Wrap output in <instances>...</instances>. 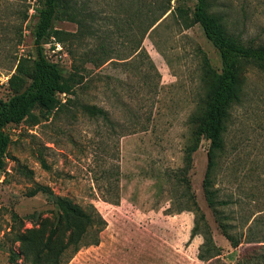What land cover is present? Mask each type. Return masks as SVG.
I'll return each instance as SVG.
<instances>
[{
  "label": "rangeland",
  "instance_id": "rangeland-1",
  "mask_svg": "<svg viewBox=\"0 0 264 264\" xmlns=\"http://www.w3.org/2000/svg\"><path fill=\"white\" fill-rule=\"evenodd\" d=\"M33 1L26 0L30 17L19 54L33 52ZM211 1L229 31L243 41L264 44V0ZM71 2L95 14L98 33L87 41L89 46L111 43L115 53L127 59H111L94 69L87 65L90 73L75 90L81 103L106 110L109 122L76 108L34 126L21 122L7 128L11 142L0 172V264H24L19 235L30 232L32 244L44 241L57 217L54 197L82 208L92 204L105 221L98 244L81 248L67 264H201L196 258L201 238L189 240L193 205L204 215L221 264H234L245 247L260 244L264 230V72L243 73L241 99L229 110L223 147L214 151L209 174L218 199L231 205L241 235L234 249L206 206L202 180L207 142L198 141L190 162L184 160L194 142L188 118L198 114L209 89L205 71L220 68L216 50L198 25L182 29L173 22L174 7L192 8L195 0H171L170 10L152 30L147 28L166 0ZM53 26L76 30L67 21ZM138 42L140 47L129 56ZM51 45H43L46 58L67 71L64 50ZM1 63L0 100H5L13 68ZM114 167L119 197L115 206L103 201L113 199L103 187L113 179L104 180L105 171ZM36 185L47 192L28 196Z\"/></svg>",
  "mask_w": 264,
  "mask_h": 264
},
{
  "label": "trees",
  "instance_id": "trees-1",
  "mask_svg": "<svg viewBox=\"0 0 264 264\" xmlns=\"http://www.w3.org/2000/svg\"><path fill=\"white\" fill-rule=\"evenodd\" d=\"M170 1L166 0L159 17L153 19L147 30L170 10ZM30 9L31 5L26 0H0V68L3 61L8 62L9 69L13 68L6 82L9 96L0 100V172L5 169L6 151L11 142L8 127L21 122L34 126L47 122L57 112H70L76 108L89 118L109 122L106 110L81 103L75 96V90L83 86L90 73L87 65L94 69L111 59H127L119 57L111 43L89 46L87 41L98 33L95 14L76 9L71 0L33 1L34 23L30 28L33 52L19 54ZM171 15L175 25L182 29L198 25L219 58V72L205 71L209 89L203 106L198 114L192 113L188 118V123L192 124L194 142L186 149L184 160L186 164L190 162V155L197 148L198 141L207 142L202 180L206 206L220 234L235 249L240 244L241 235L236 233L231 205L227 200L218 199L216 190L209 182V174L214 165V151L223 147L221 135L229 118V110L241 99L243 73L248 69L264 72V44L243 41L229 31L225 17L215 9L211 0H195L192 8L176 6ZM56 21L73 23L76 30H57L53 26ZM140 42L132 48L130 46L129 56L140 47ZM48 43L52 44L49 48L58 44L64 50L69 59L67 71L46 58L43 45ZM104 174V180L113 178L103 187L104 192L113 193V199L103 201L115 206L119 201L118 169L114 167ZM181 180L186 182L184 176H181ZM38 192L46 193L47 188L36 185L27 194L33 196ZM52 203L56 207L57 217L43 242L32 244L34 242L31 243L28 238L30 232L18 236L24 264H67L81 248L95 246L99 242L98 236L105 227V221L92 204L82 208L64 197H54ZM191 211L193 221L189 240L196 236L201 238L196 258L201 264H221L220 249L213 241L203 213L195 205ZM260 223L264 225V222ZM263 234L264 230L260 229V244L245 247L234 264H264Z\"/></svg>",
  "mask_w": 264,
  "mask_h": 264
},
{
  "label": "crops",
  "instance_id": "crops-1",
  "mask_svg": "<svg viewBox=\"0 0 264 264\" xmlns=\"http://www.w3.org/2000/svg\"><path fill=\"white\" fill-rule=\"evenodd\" d=\"M154 25H155V27H156V24H154ZM154 25H153V26H154ZM153 26H152V27H153ZM152 27H151V28H152ZM155 27H153L152 29H154ZM151 28H150V29H151ZM152 29H151V30H152Z\"/></svg>",
  "mask_w": 264,
  "mask_h": 264
}]
</instances>
